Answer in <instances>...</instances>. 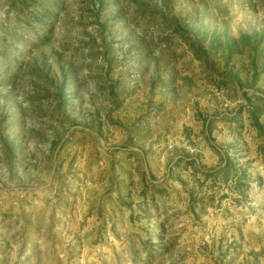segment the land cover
<instances>
[{
	"label": "rangeland",
	"instance_id": "obj_1",
	"mask_svg": "<svg viewBox=\"0 0 264 264\" xmlns=\"http://www.w3.org/2000/svg\"><path fill=\"white\" fill-rule=\"evenodd\" d=\"M0 264H264V0H0Z\"/></svg>",
	"mask_w": 264,
	"mask_h": 264
}]
</instances>
